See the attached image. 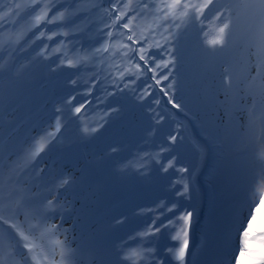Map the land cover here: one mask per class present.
I'll use <instances>...</instances> for the list:
<instances>
[{"label": "snow or ice", "instance_id": "snow-or-ice-1", "mask_svg": "<svg viewBox=\"0 0 264 264\" xmlns=\"http://www.w3.org/2000/svg\"><path fill=\"white\" fill-rule=\"evenodd\" d=\"M26 15L34 20L30 37L17 31ZM84 21L95 37L87 46L78 39ZM69 45L79 60L64 54ZM65 67L74 70L73 94L53 118L39 130L18 119L32 82ZM90 108L99 119H86ZM177 113L200 128L193 164L177 154L186 139ZM170 120L175 127L154 155L147 142ZM137 131L145 147L117 159ZM95 141L105 145L103 166L67 170L69 151ZM165 152L169 159L157 158ZM154 164L172 173L170 198L140 210L150 219L130 236L143 241L133 252L88 223L90 202L111 177L146 179ZM206 168L214 182L204 212L203 199L200 209L193 199ZM261 182L264 0H11L0 8V264H264V228L253 229L255 209L264 205ZM113 219L121 225L127 218ZM197 230L201 243L193 247ZM162 237L172 242L163 253Z\"/></svg>", "mask_w": 264, "mask_h": 264}, {"label": "rangeland", "instance_id": "rangeland-1", "mask_svg": "<svg viewBox=\"0 0 264 264\" xmlns=\"http://www.w3.org/2000/svg\"><path fill=\"white\" fill-rule=\"evenodd\" d=\"M10 2L11 0H0V8L4 7L6 4ZM17 2L20 3L21 5L27 6L30 3V0H17ZM33 22H34L33 16L26 15L23 19L19 20V23L17 24V31L23 32L26 37H30V34L33 30L32 29ZM77 22L80 23V21ZM54 27L55 25H50L49 32H51L54 29ZM82 27L85 29V34L92 35L91 33L88 32V28L90 26L88 25L87 21L83 22ZM60 38H61L60 36H57L56 37L57 41ZM57 41L56 43H54L56 44V46H58ZM58 50H59V46L55 48L54 52L53 51L52 52L55 53ZM63 51L68 52V49L65 48L63 49ZM75 59L79 60L80 56L76 55ZM55 61L56 59L52 58V62ZM65 69L68 70V74L70 77L71 75L72 76L74 75V72H72L74 71L73 69L67 67H65ZM193 71L195 72L197 71V69L194 67ZM44 72L48 76V78H50V80L52 81L50 88L54 92L55 90H57L56 88L59 87L60 85L68 84V80L63 84L60 83L61 80L58 78L59 72L51 75H49L46 70ZM38 78L40 77L38 76ZM43 89L45 90V88ZM64 98L65 97H62L61 99L56 100V102L52 105V109L54 110V107L58 104V102L62 101ZM27 101L31 103V100H27ZM53 110H49L48 112H46L45 119H42L38 124L34 125L33 127H36L37 130H39V126L43 125L46 121L51 120L53 118ZM26 112L30 114L29 109H26ZM20 114H21L20 111H17V117H19ZM100 115L101 113L97 112L95 113L94 117H100ZM175 121L184 124L185 126L184 135L186 137V139L177 149V154H179L180 156L181 163L193 164L196 162L195 149L193 147V144L195 143V139L200 138L199 137L200 128L197 126L195 122H193L192 125H190L189 121L185 119L183 113H177L175 115ZM174 127L175 124H173L172 121L170 120L167 124L164 125L162 131L152 138V140H156L154 145L151 146L150 143H153V141L149 140L151 142L147 145V149L152 151L153 154L155 155L158 149L163 146V142L165 139L163 133L167 132L168 130ZM72 130L75 131V127ZM139 136L140 133L138 131H137V135H134L133 133L130 134L128 142L125 143L124 149L117 159L128 158L130 160L132 155H134L139 149L145 147V142L140 140ZM103 149L105 150V148ZM102 153L103 151H100V148L95 149L94 146L86 147L83 144H78L75 145L69 151L67 157L68 159H66L63 162V164L66 166L67 170L70 171H76L77 168L93 169L91 165L95 164V162H97L100 168L103 165L101 161L98 159V157H100ZM157 158L166 161L167 159L170 158V156L167 152H165L162 154L161 157H157ZM208 171L209 170L206 168L200 174L198 182L194 181V183L198 184L199 194L198 196L194 195L193 204H195L197 208L200 209L201 198H202L204 212H206L207 210L208 184L210 182H214L213 178L208 175ZM158 172H161L159 169V165L154 164V167H152V175L146 179L133 178L128 180H121L116 177H111L106 185L102 183L100 186L99 198L96 199V203L98 207L97 209L96 207L92 209L91 214L93 213V210L96 209V211L94 212V214L90 216L89 219L90 223L94 224L95 228L101 234H108L113 238H122L123 240H126L128 242L129 249L132 250L133 252L140 249L143 241L139 238L130 239V236H134L139 230L143 229L146 221H148L150 217L146 214L140 215L138 213L140 212V210H143L144 213H147V210L149 208L148 206L153 205L154 202L170 198L169 177L172 175V173L170 172L167 179H165V182L163 183L165 187L163 189H156L157 188L156 185L159 184V180L156 177L154 178V175ZM155 181H156V185H155ZM260 187H264V182H261ZM61 195H64V193H61ZM67 195L68 198L71 199L73 197L72 190H69ZM92 205L94 207V204ZM112 207L114 208L112 209ZM260 207L261 205L258 206L257 208ZM77 208H79V205H77ZM257 208L255 209L256 219L253 224L254 234L259 233L261 229L264 228V212H261V215H263L262 218L257 217V216H261L257 211ZM250 214H251V208H249L246 211L245 220L248 217H250ZM120 215H123L127 218L126 223L117 225L113 217H119ZM199 215L201 216V222H202L203 213H199ZM69 222L70 223L72 222L71 219ZM195 234L197 239L200 240L201 243L199 230H197ZM171 243L172 242L170 241V237H162L158 242L157 246L159 247L160 251L163 253V246ZM191 245H192V241H191ZM251 247L256 248L258 246L256 244H252ZM65 264H71V261L66 260Z\"/></svg>", "mask_w": 264, "mask_h": 264}, {"label": "trees", "instance_id": "trees-1", "mask_svg": "<svg viewBox=\"0 0 264 264\" xmlns=\"http://www.w3.org/2000/svg\"><path fill=\"white\" fill-rule=\"evenodd\" d=\"M147 24H150V21L147 22ZM209 38H211V37H209ZM78 39L81 41V43H83L84 45L87 46L90 42H94L95 37L90 35V34H84L83 36L78 37ZM56 41H57V39L55 38L51 42V45L56 46V44H54V43H56ZM56 47H58V46H56ZM70 47L71 46L69 45L66 49H69ZM55 48H54L53 52L55 51ZM53 52H51L50 55L52 58L56 59L57 52H55V53H53ZM64 54H66V55L69 54L70 58H75L73 53L69 50H68V52H64ZM192 71H193V69H192ZM72 72H74V71H72ZM89 75H90V73H86V72L81 73V76L85 80L88 78ZM39 77L40 78L37 77L32 82V84L30 85L29 90L27 91L26 95L24 96V98L20 101L19 105L17 106L18 107L17 111H20L21 114L19 115V117H17V112H16V117L18 119H20L21 121L29 124L30 126H34V125L38 124L42 119H45L46 112H48L49 110H53L52 105L56 102V100H59L62 97H67L69 94H73V90L71 87L68 86V84L60 85L59 87L56 88L57 90H55V92H54L50 88L52 81L50 80V78H48V76L45 74V72L43 74H41ZM71 77H72V75H71ZM58 78L61 80V82H60L61 84L67 82V80L70 78V76L68 74V70L65 68H62L59 71ZM43 88H45V90ZM76 94H77V98L79 100L80 94L79 93H76ZM29 95H31V96H29ZM27 100H31V103L28 102ZM26 109L30 110V114H28L26 112ZM97 112H99V111H93V109L90 108L88 110L89 114L87 115L86 119H88V120L99 119L100 117H94L95 113H97ZM190 125H192V123H190ZM74 127H76V122H74L72 124V129ZM112 134L117 137L115 129L113 130ZM150 140L153 141V143H150L151 141H149V142H147V145L149 143L151 144V146L154 145L156 140H152V138ZM83 145L86 147H89V146L93 147L94 146L95 149L100 148L102 150H104L103 148H105L104 143L101 141L84 143ZM153 167H154V165H153ZM155 177H156V174L154 175V178Z\"/></svg>", "mask_w": 264, "mask_h": 264}, {"label": "bare ground", "instance_id": "bare-ground-1", "mask_svg": "<svg viewBox=\"0 0 264 264\" xmlns=\"http://www.w3.org/2000/svg\"><path fill=\"white\" fill-rule=\"evenodd\" d=\"M127 127H130V125L127 123V121L125 122V128H127ZM134 135H137V132H134L133 133ZM116 135H117V138H119V136H120V131L119 130H116ZM257 211L259 212V214L261 215V212H264V205H261V207L260 208H257ZM255 216H256V211H255ZM262 216L263 215H261V216H257V217H260V218H262Z\"/></svg>", "mask_w": 264, "mask_h": 264}]
</instances>
